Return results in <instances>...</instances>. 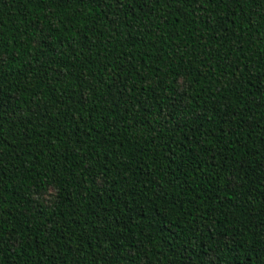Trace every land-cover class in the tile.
I'll use <instances>...</instances> for the list:
<instances>
[{
    "label": "trees",
    "instance_id": "16d2710c",
    "mask_svg": "<svg viewBox=\"0 0 264 264\" xmlns=\"http://www.w3.org/2000/svg\"><path fill=\"white\" fill-rule=\"evenodd\" d=\"M264 264V0H0V264Z\"/></svg>",
    "mask_w": 264,
    "mask_h": 264
},
{
    "label": "snow or ice",
    "instance_id": "6c2138e0",
    "mask_svg": "<svg viewBox=\"0 0 264 264\" xmlns=\"http://www.w3.org/2000/svg\"><path fill=\"white\" fill-rule=\"evenodd\" d=\"M208 264H215V259L214 258H210Z\"/></svg>",
    "mask_w": 264,
    "mask_h": 264
}]
</instances>
